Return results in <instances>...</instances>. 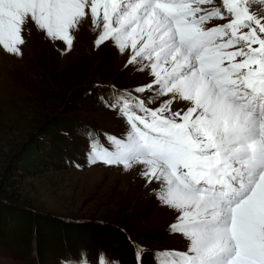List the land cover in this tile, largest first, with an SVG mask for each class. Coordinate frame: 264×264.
<instances>
[{"label":"snow or ice","instance_id":"6c2138e0","mask_svg":"<svg viewBox=\"0 0 264 264\" xmlns=\"http://www.w3.org/2000/svg\"><path fill=\"white\" fill-rule=\"evenodd\" d=\"M85 23L146 76L105 99L125 132L89 138L88 162L142 180L187 242L129 237L135 264H264V0H0V49L22 56L34 26L70 51Z\"/></svg>","mask_w":264,"mask_h":264},{"label":"rangeland","instance_id":"374dc122","mask_svg":"<svg viewBox=\"0 0 264 264\" xmlns=\"http://www.w3.org/2000/svg\"><path fill=\"white\" fill-rule=\"evenodd\" d=\"M30 28L22 56L0 49V211L18 210L40 222L46 246L35 254L33 237L28 247L19 240L11 244L1 234L12 228L10 222L0 226V264H71L81 253L89 264H98L100 253L110 257V248L122 264L125 242H112V229L152 250H183L186 240L169 230L176 214L158 202L151 188L146 200L144 182L134 174L88 162L89 138L99 136L103 142L104 133L119 137L125 132L124 121L105 99L146 82L145 74L126 67L128 55L113 44L97 48L98 30L90 24L73 31L70 51ZM1 214L17 218L15 212ZM48 220L52 230L41 226ZM145 259L150 262L151 256Z\"/></svg>","mask_w":264,"mask_h":264},{"label":"trees","instance_id":"16d2710c","mask_svg":"<svg viewBox=\"0 0 264 264\" xmlns=\"http://www.w3.org/2000/svg\"><path fill=\"white\" fill-rule=\"evenodd\" d=\"M86 95H88V93H85L82 96H86ZM11 212H15V216L17 218H13V217L6 216V215L3 217V215L1 214V213L9 214ZM31 220L33 221V217L28 218L27 216H24L21 211H18V210L12 211L10 209L9 211L6 210V212L4 210L0 211V226H2L4 228V226L9 224L10 222L13 223L12 228L7 227L4 231H1V234H5L6 238L10 241L11 244H15L16 240H19L20 242H22L23 244L26 245L28 243V240L33 237L36 240L35 250L38 254V251L40 250V248H42L43 245H45V243L42 240L43 235L38 232V229H39L38 223H40V222L33 221V223H32L33 224V231H30ZM53 224L54 223H52L50 220H48L46 225H44L42 223L41 226L42 227H48L49 229L52 230ZM13 229L21 230V231L17 232V231H14ZM53 232H54V235H56V236H60V235L62 236L60 231H53ZM108 232H109V235L111 237H113L114 239L120 236V234H118V231H115L114 229H112ZM15 235H18V236H15ZM102 243H103L102 241L98 240V244H101L103 246L104 243L103 244ZM26 247H28V246L26 245Z\"/></svg>","mask_w":264,"mask_h":264},{"label":"bare ground","instance_id":"6f19581e","mask_svg":"<svg viewBox=\"0 0 264 264\" xmlns=\"http://www.w3.org/2000/svg\"><path fill=\"white\" fill-rule=\"evenodd\" d=\"M87 25H88L87 23L84 24L85 27H87ZM138 184H139V183L136 184L135 188H137V187L140 188ZM154 187H155V185H154L152 188H154ZM141 189H142V188H141ZM149 189H150V188H149ZM147 191H148L147 188H145V189L143 188V191L141 192V194H142L141 197H143V198L146 197V200H147V196H148V195H147ZM151 191H152V190H151ZM146 195H147V196H146ZM150 195H151V194H150ZM150 195L148 196V199H151Z\"/></svg>","mask_w":264,"mask_h":264}]
</instances>
